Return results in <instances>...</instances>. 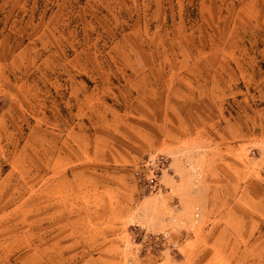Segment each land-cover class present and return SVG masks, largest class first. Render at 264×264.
<instances>
[{"label":"rangeland","instance_id":"rangeland-1","mask_svg":"<svg viewBox=\"0 0 264 264\" xmlns=\"http://www.w3.org/2000/svg\"><path fill=\"white\" fill-rule=\"evenodd\" d=\"M251 10L264 0H0V264H264V54L257 88L226 68L213 120L202 94L175 98L195 127L169 145L144 113L189 93L178 60Z\"/></svg>","mask_w":264,"mask_h":264},{"label":"crops","instance_id":"crops-1","mask_svg":"<svg viewBox=\"0 0 264 264\" xmlns=\"http://www.w3.org/2000/svg\"><path fill=\"white\" fill-rule=\"evenodd\" d=\"M240 23V25H236ZM260 29H264V12L259 14L254 10L243 12V14L234 16L233 22L229 24L226 28L222 30L220 27H217V42L214 45L210 43L211 46L208 50L203 49L201 51L200 48L197 50V54L194 55L191 59L182 58L178 60L177 64L180 66L178 71V79L182 85L188 89L189 93H184L183 90L178 88L174 89L172 92L173 96L166 92L165 89L158 92V95L164 100L162 103L163 106H159L156 104L154 107L145 106L144 113L146 116H150L151 119L154 120L153 127L156 125L161 127L166 139H170V141H164L162 144H171V139L175 138L176 135L173 133V130H182L185 134H188L192 127L195 125L191 121V117H188V114H184V109H178L172 101L178 100L175 98H181L184 96L186 102L191 101L192 97L199 96L204 97L205 101L209 109L207 111L203 109H198L196 107L194 113H203L206 114L207 118L213 120V113H216L219 109V99L220 95L227 96L225 91L220 88V81L226 80L231 81L234 79L231 77L229 73H227L226 68H231V65H234L240 70V77L243 78L248 84L256 85L260 83L257 79V73L260 72L253 68V65L259 63V59L257 55H252V53H256L261 55L260 58L263 57L264 54V46L254 45L255 49H248L246 44L240 45L239 41L244 42V37L241 35L249 34L250 36H254L256 32H260ZM242 49V50H241ZM204 56V57H203ZM257 58V59H256ZM253 59H256L253 61ZM206 63L210 67L212 73L209 76L208 84H202L200 87L197 86L201 84L200 78L197 76V72H201V65ZM225 74V76H224ZM228 86V85H227ZM171 89V90H172ZM261 92V89H257ZM202 91V93H201ZM222 92V94H220ZM185 105V104H184ZM157 110L160 112L159 117H157ZM192 111L188 110L190 114ZM211 114V117H209ZM141 116H144L143 114ZM146 118V117H144ZM217 121L216 119H214ZM160 121V123H157ZM213 122L209 123L211 126ZM212 127V126H211ZM146 138L149 139L151 133L144 132L143 133Z\"/></svg>","mask_w":264,"mask_h":264},{"label":"built area","instance_id":"built-area-1","mask_svg":"<svg viewBox=\"0 0 264 264\" xmlns=\"http://www.w3.org/2000/svg\"><path fill=\"white\" fill-rule=\"evenodd\" d=\"M154 164L157 166L158 170H161L159 165H161L162 167L165 165V163L163 162V159L158 160V164H156V162H154ZM154 171L155 170H153V172ZM157 177H159L158 174L153 173L151 176V182L155 184L157 182Z\"/></svg>","mask_w":264,"mask_h":264}]
</instances>
